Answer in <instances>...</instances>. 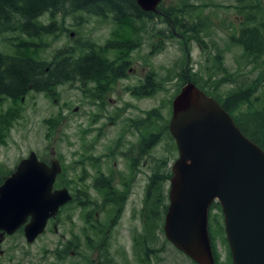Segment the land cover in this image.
<instances>
[{"label": "rangeland", "instance_id": "rangeland-1", "mask_svg": "<svg viewBox=\"0 0 264 264\" xmlns=\"http://www.w3.org/2000/svg\"><path fill=\"white\" fill-rule=\"evenodd\" d=\"M162 1V8L143 19L45 13L39 22L55 20L57 32L40 38L17 28L0 29V50L7 54L22 52L49 63L57 50L60 57L72 50L79 57L90 44L87 49L104 58L106 68L124 64L122 74L105 71L99 79H85L78 73L49 92L31 90L20 99L0 101V183L34 151L47 162L59 160L62 169L54 187H66L75 198L32 243L22 230L6 236L0 264H191L169 244L162 228L160 203L168 204L170 165L178 156L168 130L172 98L185 70L220 103L227 101L231 115L251 133L253 115L264 103V53L246 57L232 40L252 23V0ZM260 5L264 8V0ZM22 39L36 45L17 51ZM119 39L134 44L127 55L121 51L123 58L105 49L109 40ZM150 134L156 135L155 143L141 153L137 142ZM107 190L118 205L105 201ZM93 201L98 206L93 208ZM93 210L102 224L94 240L92 220H86ZM219 211H209L211 247L217 263L229 264Z\"/></svg>", "mask_w": 264, "mask_h": 264}, {"label": "water", "instance_id": "water-1", "mask_svg": "<svg viewBox=\"0 0 264 264\" xmlns=\"http://www.w3.org/2000/svg\"><path fill=\"white\" fill-rule=\"evenodd\" d=\"M162 0H136L156 11ZM168 129L178 156L171 165L166 238L197 264H214L208 212L220 205L232 264H264V149L242 133L231 114L187 79L172 98ZM61 165L36 152L19 160L0 183V243L22 228L32 243L71 201L54 188Z\"/></svg>", "mask_w": 264, "mask_h": 264}, {"label": "trees", "instance_id": "trees-1", "mask_svg": "<svg viewBox=\"0 0 264 264\" xmlns=\"http://www.w3.org/2000/svg\"><path fill=\"white\" fill-rule=\"evenodd\" d=\"M252 1L254 4L248 9L250 15L249 21L252 23L242 26L237 38L233 37L232 40L241 47L246 57L256 58L264 53V8L261 7L260 0ZM162 3L163 1L158 4L156 10L162 6ZM61 11L63 13L82 12L103 17L112 16L119 20L124 18L129 19L130 17L143 19L153 15L152 11H143L136 3V0H0V29L11 30L17 28L29 38H40L51 33L54 34L57 32H55L57 22L52 20L48 24H42L38 18L45 13H49L53 17ZM27 39H22L21 42L16 44L19 47L17 51L29 50L32 46L36 45L34 41ZM105 46V49L118 51L119 58H123L124 56H122L121 51L124 52V55H127L134 47V44L131 42V39H119V41L109 40ZM85 47L91 48V45L85 44ZM87 48H84V52L79 57H74L73 50L72 52L69 51L71 52L70 55L60 57L58 52L61 49L57 50L49 63L26 56L22 52L20 54L18 52L7 54L0 50V101L3 98L20 99L31 90L49 92L56 85L72 80L74 75L78 73L85 79H99L102 76L99 74L101 72L104 74L105 71H115V73L122 74V65L124 64L120 63L117 68H113L109 64L106 68V60L98 56L94 50ZM187 79L193 81L200 89L216 99V96L186 74L185 70H182L180 75L181 86ZM154 90H151V92ZM226 102L220 104L230 113L228 102ZM233 119L243 134L264 149V139L261 136H264V103L261 106V111L253 115L255 127L251 133L234 117ZM155 137V135H152V141H155ZM146 140H143L139 146L142 149L144 148L143 152L147 151L150 147V143ZM214 207L220 208V205L217 202L211 204L210 213ZM210 213L209 216H211ZM212 254L214 264H219L215 259L217 257H214V250H212ZM229 264H232L231 259H229Z\"/></svg>", "mask_w": 264, "mask_h": 264}, {"label": "flooded vegetation", "instance_id": "flooded-vegetation-1", "mask_svg": "<svg viewBox=\"0 0 264 264\" xmlns=\"http://www.w3.org/2000/svg\"><path fill=\"white\" fill-rule=\"evenodd\" d=\"M169 130V129H168ZM171 134V133H170ZM152 135H155V134H150L148 137H144L143 139L142 138H140L139 139V141L137 142L138 143V148L140 149V151H141V153H143V151H144V148L142 149L141 147H139L140 146V144L142 143V141L143 140H145V139H147L146 141L147 142H149L150 143V147L155 143V141H152ZM156 136V135H155ZM149 147V148H150ZM53 155V154H52ZM174 161V160H173ZM173 161H172V163H173ZM172 163H171V165H172ZM170 165V166H171ZM170 169H171V167H170ZM170 178V177H169ZM153 181H154V176L153 177H151L150 178V182H149V184H148V186H147V188H146V190H145V194H144V197H145V200L146 201H148L149 200V196H150V187L152 186V183H153ZM95 185H98V183L96 182L95 183ZM97 188V187H96ZM108 188H111V185L110 184H108ZM168 193H169V187H168V191H167V200H168V204H169V195H168ZM127 196V194L125 195V197ZM105 199V201L106 202H109V203H113V204H117L118 205V200L117 199H115L114 197H111V196H109V190H107V192H106V197L104 198ZM155 199H157V198H154V200ZM168 204L166 205V204H161L160 203V207L162 208V214H163V218H162V220H163V225H164V218H165V213H166V210H167V206H168ZM91 205H92V207L94 208L95 206H98V204H96L94 201L93 202H91ZM96 213H98V211L97 210H93V214L89 217V218H87L86 220H92V223H91V227H90V230H91V234H90V237L94 240V237L96 236V235H98V231H99V229L102 227V224L99 222V218H97V216H95L96 215ZM159 220H161L160 218H158ZM115 220H117V218H115V219H113V220H107V223L108 222H110V223H112V222H114ZM51 221V219L48 221V222H50ZM162 228H163V226H162ZM21 230V229H20ZM17 232V231H16ZM13 235V234H12ZM161 235H162V233H161ZM6 236H10V235H4V239H5V237ZM163 236L165 237V239L169 242V244H171L174 248H176L167 238H166V236H165V233H164V229H163ZM144 242V241H143ZM98 249V248H97ZM177 249V248H176ZM178 251H179V253H181V254H183V255H185L189 260H190V262H191V264H197V263H195L194 261H192L186 254H184L182 251H180L179 249H177ZM147 251H150V249L149 248H147L146 246H145V253H148ZM4 251L3 250H1L0 249V254H2ZM146 256L144 255V258H145ZM146 260H143V261H141V262H145Z\"/></svg>", "mask_w": 264, "mask_h": 264}]
</instances>
